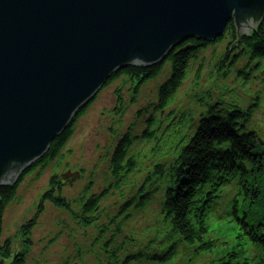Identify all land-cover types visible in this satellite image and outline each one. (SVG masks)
Wrapping results in <instances>:
<instances>
[{
    "label": "trees",
    "instance_id": "16d2710c",
    "mask_svg": "<svg viewBox=\"0 0 264 264\" xmlns=\"http://www.w3.org/2000/svg\"><path fill=\"white\" fill-rule=\"evenodd\" d=\"M227 36L231 42L225 53L217 55L209 65L208 72L217 73L223 82L235 73L246 80L253 74H264L263 20L247 34H240L232 21L226 36L217 43L192 40L175 49L163 64L149 68L128 67L116 75L107 86L126 77L133 84L134 94H138L142 86L160 77L170 64L169 77L159 87L158 102L149 105L151 116L146 121V129L136 134L134 128H130L118 137L108 160L112 182L104 192L93 194V183H90L74 206L63 194L64 184L59 175H53L37 214L19 230L20 247L11 239L0 242V262L27 264L34 248L33 231L45 204L49 203L65 211L80 228L95 230L94 246L102 243V250L109 257L99 264H172L184 259L193 263L203 256L211 257L208 264H264V137L257 128L249 127L263 100L261 93L250 106L244 107L237 102L214 101L209 87L205 91L208 99L200 106L204 112L171 110L193 65L199 64L201 53L221 44ZM199 66L197 78L206 63ZM91 104L77 115L71 127L53 142L48 154L35 163L18 184L0 188V230L6 210L25 178L59 159L73 137L76 123ZM124 111L120 103L114 112L119 115ZM166 112L168 120L163 124L161 120ZM138 142H153L152 153L164 147L168 150L143 172L138 155L131 154ZM162 160L169 163V169L160 164ZM137 175L143 176L134 183V194L125 199V183ZM228 188L236 190L233 205L230 210L219 212L221 195ZM115 192H118L116 196ZM113 194L114 198L119 197V204L109 215L103 203ZM155 200L159 217L150 242L144 245L145 252L126 250L137 241L131 235L126 236L128 244L121 240L125 223ZM214 213H220L215 228L211 224ZM216 233L227 234L228 242L218 244L213 239ZM80 256L85 258L87 254Z\"/></svg>",
    "mask_w": 264,
    "mask_h": 264
},
{
    "label": "water",
    "instance_id": "95a60500",
    "mask_svg": "<svg viewBox=\"0 0 264 264\" xmlns=\"http://www.w3.org/2000/svg\"><path fill=\"white\" fill-rule=\"evenodd\" d=\"M263 20L264 0H0V188L18 184L128 67Z\"/></svg>",
    "mask_w": 264,
    "mask_h": 264
},
{
    "label": "rangeland",
    "instance_id": "374dc122",
    "mask_svg": "<svg viewBox=\"0 0 264 264\" xmlns=\"http://www.w3.org/2000/svg\"><path fill=\"white\" fill-rule=\"evenodd\" d=\"M231 42L229 36L217 46L208 48L199 57V64H194L187 81L182 85L175 98V106L171 110L182 109L204 112L201 109L202 101L208 99L207 91L211 88L214 101L225 103H241L244 107L254 102L257 94L261 93L263 100L255 111L249 127L257 128L264 137V74H253L247 80L241 74H233L227 82H223L217 73H209V65L213 64L217 55L225 53ZM205 64L200 78L197 71L200 64ZM170 64L166 66L160 77L141 87L139 93L134 94L133 84L129 78H120L105 86L78 120L71 140L64 148L61 156L56 161L49 163L44 169H36L21 184L17 196L6 210L0 242L8 239L20 247L18 233L20 228L37 214L43 194L49 189L51 177L59 175L64 184V196L74 205L84 190L93 183L92 193L104 192L111 183L109 173V158L118 142V137L134 128L136 134L146 129V121L151 116L149 105L158 102L159 87L169 77ZM111 82V81H110ZM109 82V83H110ZM108 85V84H107ZM119 94V96H118ZM125 109L123 113L115 114L119 104ZM168 112V111H167ZM164 113L162 122L165 124L168 113ZM168 120V119H167ZM251 128V129H252ZM133 130V131H134ZM154 144L138 142L131 154L138 155L141 169L146 172L150 167L163 158L167 147L159 152L152 153ZM50 151V150H49ZM160 164L169 169V163L162 160ZM132 177L125 183V199L134 194V183L141 180L143 175ZM118 192H115V196ZM110 195L103 205L108 208L109 215L114 213L115 205L119 204V197ZM233 195L225 192L223 197L228 199ZM76 206V204L74 205ZM230 208V202L222 205V210ZM159 217L158 201L155 200L144 211L135 212L133 218L125 223L126 236L131 235L137 243L130 245L126 250L131 252H145L144 245L150 242L152 229ZM95 230L80 228L70 217L60 209L47 203L38 221L37 228L33 231L34 248L27 264H99L106 262L109 257L102 250V243L94 246ZM219 243L226 240L223 235H218ZM128 244V241L125 240ZM129 244H131L129 242ZM87 254L81 258L80 254ZM124 255H121V259ZM209 257H200L191 263L189 259L176 260L172 264H208ZM140 264H148L141 262Z\"/></svg>",
    "mask_w": 264,
    "mask_h": 264
},
{
    "label": "bare ground",
    "instance_id": "6f19581e",
    "mask_svg": "<svg viewBox=\"0 0 264 264\" xmlns=\"http://www.w3.org/2000/svg\"><path fill=\"white\" fill-rule=\"evenodd\" d=\"M229 27V26H228ZM228 29V28H227ZM227 32V31H226ZM90 105V104H89Z\"/></svg>",
    "mask_w": 264,
    "mask_h": 264
}]
</instances>
